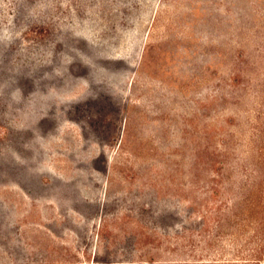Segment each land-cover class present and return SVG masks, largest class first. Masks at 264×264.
<instances>
[{"label": "rangeland", "instance_id": "obj_1", "mask_svg": "<svg viewBox=\"0 0 264 264\" xmlns=\"http://www.w3.org/2000/svg\"><path fill=\"white\" fill-rule=\"evenodd\" d=\"M263 152L264 0H0V264H182Z\"/></svg>", "mask_w": 264, "mask_h": 264}, {"label": "trees", "instance_id": "obj_2", "mask_svg": "<svg viewBox=\"0 0 264 264\" xmlns=\"http://www.w3.org/2000/svg\"><path fill=\"white\" fill-rule=\"evenodd\" d=\"M223 149L228 151V144L223 143ZM222 151L223 153H228ZM239 206L244 208L245 216L237 211ZM242 208V209H243ZM258 210L259 216L255 214ZM233 216L235 230L221 239L209 235L210 244L190 257L181 260L182 264H264V152H263V205L255 202L254 198H246L234 205ZM222 223V221H221ZM251 230L243 231L244 224ZM228 238L230 243L225 245L223 240Z\"/></svg>", "mask_w": 264, "mask_h": 264}]
</instances>
